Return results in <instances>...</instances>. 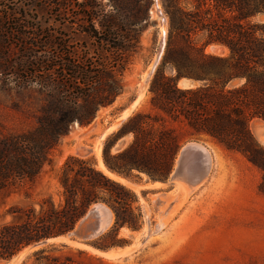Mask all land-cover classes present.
<instances>
[{"label":"trees","instance_id":"16d2710c","mask_svg":"<svg viewBox=\"0 0 264 264\" xmlns=\"http://www.w3.org/2000/svg\"><path fill=\"white\" fill-rule=\"evenodd\" d=\"M142 1L46 0L54 21L70 23L95 48L74 50L69 35L57 30L50 31L45 40L35 41L41 46L36 52L41 53L34 57V77L37 74L45 102L30 128L0 134V190L33 182L44 165L50 164L52 150L70 126L89 123L100 106L112 103L122 92L116 74L124 70L126 52L139 40ZM162 2L167 4L169 32L149 86L151 106L184 123L193 134H206L225 149L240 153L260 170L258 191L264 196V146L250 128L254 119L264 122V0ZM12 25L10 35L26 36L16 29L24 26L19 21ZM32 37L37 38L35 34ZM212 42L223 44L227 53L205 52V46ZM24 53L27 59L33 56L26 50ZM166 64L173 75L165 74ZM180 77L197 80L198 85L179 88ZM100 90L101 94L91 98V91ZM145 120L155 123L161 118L136 112L123 121L117 134L131 133L133 138L117 154L120 163L104 156L108 171L123 177L141 172L151 180L166 176L165 171L149 168L166 167L169 154L150 152L146 144L150 140L143 141L141 135L150 136L153 123ZM157 133L172 142L174 151L177 149L179 142L172 130L158 129ZM57 180L62 196L58 203L46 196L38 202V209L33 205L8 208L11 220L0 225V259H9L42 239L66 235L96 202L114 209L113 231L124 225L137 227L128 219L134 195L132 200L119 196L114 188L128 190L90 162L68 157ZM134 218L136 222L137 216ZM93 246L107 250L109 245ZM56 250L37 249L20 264H80L70 255L53 254Z\"/></svg>","mask_w":264,"mask_h":264},{"label":"rangeland","instance_id":"374dc122","mask_svg":"<svg viewBox=\"0 0 264 264\" xmlns=\"http://www.w3.org/2000/svg\"><path fill=\"white\" fill-rule=\"evenodd\" d=\"M158 1L166 17L167 37V4L162 0ZM152 7L153 0L141 3L139 15L142 31L139 40L126 52L128 58L124 70L116 74L122 85V92L112 103L100 106L89 123H74L70 126L68 133L52 150L50 164L44 165L43 171L33 182H23L0 190V225L11 220L7 210L12 205L23 208L33 205L38 209V202L46 196H51L58 203L62 196L57 178L65 160L72 156L88 161L97 168L99 159L104 165V156H108L110 162L120 163L116 156L131 142L133 136L131 133L117 134L123 123L119 121L136 112L147 113L161 120L155 123L145 120L153 123L154 132L150 136L141 135V138L143 141L150 140L146 143L150 152L169 154L166 167L149 168L165 171L166 176L161 180H151L145 173L136 171L129 177L114 173L134 185L161 183L158 187H143L136 191L115 180L128 190L124 192L114 188L119 196L128 200H132V195L135 197L130 204L128 219L131 225L135 224L137 227L124 225L113 231L114 209L105 204L113 217L111 225L104 231L105 235L100 239L97 235L76 242L101 252L114 251L113 257L92 253L85 247L53 242L30 250L16 263L17 254L29 246L27 245L10 259H0L5 264H11V261H14L13 264H20L33 251L41 248H56L53 254L70 255L80 264H264V196L258 191L260 170L240 153L225 149L206 134H193L184 123L174 121L150 104L149 86L154 71L146 82L143 76L157 54L160 40L158 17L152 14ZM16 21L24 25L16 26L19 32L25 33L23 38H18L16 32L14 35L9 34L14 26L12 23ZM53 30L69 35L74 50L92 51L95 48L70 23L59 24L54 21L46 0H0V134L22 131L35 123L40 105L45 102L37 74L34 77V57L41 53L36 52L40 51L41 46L36 45L35 41L45 40ZM34 34L37 38L32 37ZM24 50L31 52L32 58L30 55L27 59ZM20 62L23 67H20ZM164 72L166 75L174 73L168 64L165 65ZM101 93V90L91 91V98H96ZM127 108H131L129 115L120 119ZM113 123H118L116 129L107 131L99 141V134ZM250 128L256 140L264 146V122L254 119ZM158 129L172 130L179 142L175 151L170 140L158 135ZM121 138L125 141L124 146L115 150L116 143ZM193 141L201 143L200 146L209 151L211 168L203 181L192 191H188L185 190L188 187L186 183L183 187L184 181L178 180L176 183L177 179L171 177L181 148ZM96 147L100 151L98 155L95 153ZM134 216H137L136 222ZM159 220L164 222L162 227L153 230ZM148 223L150 227L147 226ZM149 228L150 233L147 232ZM64 244L67 247H63ZM93 244L109 246L107 250H100ZM78 249L84 252L77 253ZM26 264H31V261Z\"/></svg>","mask_w":264,"mask_h":264},{"label":"bare ground","instance_id":"6f19581e","mask_svg":"<svg viewBox=\"0 0 264 264\" xmlns=\"http://www.w3.org/2000/svg\"><path fill=\"white\" fill-rule=\"evenodd\" d=\"M158 12L161 14L159 15ZM152 14L156 15L158 17V23H159V27H160V39L162 38H165L166 36V17L165 15L163 14L162 10L160 9L159 7V1L156 0L155 3L153 4V7H152ZM206 52L209 53V48L206 47ZM223 49V55H225L226 53V48H222ZM158 54V52H157ZM155 56L153 62L149 65L147 71L145 72V75L143 76L144 77V81L146 82L148 80V78L150 77V75L152 74L153 72V69L155 67V64L157 63V61H159V58L158 56ZM157 67V66H156ZM143 80V79H142ZM146 84V83H145ZM139 99V98H138ZM135 103V101L133 102ZM133 103L131 105H133ZM129 107V106H128ZM131 107V106H130ZM132 108V107H131ZM131 108H127L122 117V118H125L129 115V110ZM125 119H122L120 120L119 122H122L124 121ZM118 126V123H113L112 126H110L109 128L107 127L105 129V131L101 132L99 134V137H98V140L101 141L102 137L107 133V131L111 130L112 128L113 129H116V127ZM98 130V129H97ZM79 136V135H78ZM80 140V139H79ZM97 142V141H95ZM98 143V142H97ZM201 143H198V142H188L186 143L180 150V152L178 153V156L176 158V161H175V164H176V168L175 170L173 171L172 173V177L174 180H176V183L178 180H182L184 181V186L185 187L186 185L188 186L187 189L185 190H188V191H192L200 182L203 181V179L208 175L209 171H210V168H211V157L209 156V151L204 149L203 147L200 146ZM85 145V144H84ZM73 147V146H72ZM78 148V147H77ZM83 149V148H82ZM74 150V149H73ZM115 150H118L116 149V146H115ZM82 152V151H81ZM86 152V151H85ZM99 149L98 147L95 148V153L98 155L99 154ZM79 155V154H78ZM99 158V157H98ZM98 169H100L104 174H106L107 176L111 177L112 179L116 180V181H119L120 183L128 186L129 188H132L134 190H139L138 188H143V187H158L160 186L161 183L159 182H155V183H146V184H141V185H134V184H131L129 182H127L126 180H124L123 178L115 175L114 173H110L109 171L106 170V168L104 167V165L102 164L101 160L99 159V162H98V165H97ZM181 181V182H182ZM183 183V182H182ZM186 183V185H185ZM162 187V186H161ZM184 189V188H183ZM184 190V191H185ZM187 191V192H188ZM178 193V192H177ZM186 193V192H185ZM177 194H175L176 196ZM179 196V195H178ZM184 196V195H182ZM170 198V197H169ZM185 199V198H184ZM172 202V201H171ZM156 203V202H155ZM181 204V203H180ZM179 204V206H180ZM99 205L101 208L99 209V214H100V217L101 219L103 220V222L105 223V227L107 229V227L109 225H111V222H112V212L111 210L103 203H99V204H94L92 205L90 208L91 209H94L95 206ZM163 206V205H162ZM165 206V205H164ZM147 210V209H146ZM168 215V214H167ZM88 218V216L86 215L84 217L83 220H86ZM148 220V219H147ZM163 220V219H162ZM162 220H159L157 222V224L153 227L154 229L153 230H157L159 228L162 227L163 225V221ZM82 221V220H81ZM150 224L148 223L147 226H149ZM150 227V226H149ZM105 229V230H106ZM147 231V230H146ZM150 233V228H149V231H147ZM57 243V242H65V243H68L70 245H74V246H79V247H85L87 248L90 252L92 253H98V254H101L105 257H110L111 256L113 257L114 256V251H112L111 253L113 255H111V253L109 251L105 252H101V251H97L91 247H88L82 243H79V242H76V241H72L70 240V238L67 236V235H64V236H59L57 238H52V239H49L48 240V244L49 243ZM47 245V244H46ZM45 245H42V244H37V245H29L25 248H23V251L20 252L19 254H17V258H16V263H19V261L22 259V257L27 253L29 252L30 250L32 249H35V248H40V247H43ZM125 249V248H124ZM123 249V250H124ZM127 249V248H126ZM122 250V249H121ZM127 251V250H126ZM125 251V253H126ZM119 252V250H118ZM117 253V252H116ZM115 253V254H116ZM116 255H119V254H116ZM11 264L14 263V261L10 262ZM0 264H5V262L3 260H0Z\"/></svg>","mask_w":264,"mask_h":264},{"label":"water","instance_id":"95a60500","mask_svg":"<svg viewBox=\"0 0 264 264\" xmlns=\"http://www.w3.org/2000/svg\"><path fill=\"white\" fill-rule=\"evenodd\" d=\"M155 1L156 0H153V4L155 3ZM158 14L161 15L159 12H158ZM164 45H165V38H162L159 40L158 49H157V52H158L157 56L159 58V61H157V63L155 64L153 71L155 70L156 66L160 62L162 52L164 49ZM206 47L209 48L210 54L223 56V49L222 48L225 47L223 44L217 43V42H212V43H208L205 46V48ZM196 85H198V81L194 80L190 77H180L177 79V86L179 88H182V89L193 88ZM124 143H125V141L123 138L119 139L116 143V149L120 150L124 146ZM99 203L100 202H96V203H93L92 205L99 204ZM90 207L87 209L84 216L76 223L75 227L66 234L70 238V240H72V241H76V240L84 241V240L91 239L93 236H97V235L99 236V235L104 233V231L106 229L105 223L103 222V220L101 219L100 214H99V209L101 207L99 205L95 206L94 209H91ZM86 215L88 216V218L86 220H83ZM59 236H64V235H58V236H54V237H50V238H45V239H42L40 241L34 242L31 245H37V244L46 245V244H48L49 239L57 238Z\"/></svg>","mask_w":264,"mask_h":264},{"label":"flooded vegetation","instance_id":"af4514ba","mask_svg":"<svg viewBox=\"0 0 264 264\" xmlns=\"http://www.w3.org/2000/svg\"><path fill=\"white\" fill-rule=\"evenodd\" d=\"M226 48V47H225ZM226 52H227V48H226Z\"/></svg>","mask_w":264,"mask_h":264}]
</instances>
